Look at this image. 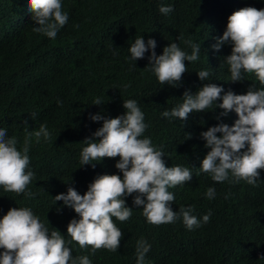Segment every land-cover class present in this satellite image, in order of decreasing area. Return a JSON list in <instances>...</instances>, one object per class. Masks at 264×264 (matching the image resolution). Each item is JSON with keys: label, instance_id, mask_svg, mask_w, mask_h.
Here are the masks:
<instances>
[{"label": "trees", "instance_id": "obj_1", "mask_svg": "<svg viewBox=\"0 0 264 264\" xmlns=\"http://www.w3.org/2000/svg\"><path fill=\"white\" fill-rule=\"evenodd\" d=\"M62 4L68 22L55 39H49L32 31L36 25L27 0H0V128L16 137L18 149L25 136L41 124L52 137L48 141L41 137L39 143L32 137L29 168L35 179L28 190L34 195L27 198L0 187V218L10 208L27 207L49 233L58 230L70 241L67 225L79 216L54 197L66 193L69 186L83 195L98 175L122 176L115 167L119 157L94 162L95 167L80 166V153L86 146L83 140L103 123L89 116L122 115V101L134 99L149 126L144 136L163 147L165 165L192 170L191 181L169 189L175 195L172 210L192 205V214L198 219L211 210L210 220L193 230L186 229L182 219L152 225L128 196L124 199L133 208L131 218L120 222L113 217L123 233L117 252L100 249L93 254L90 247L81 249L73 241L68 244L73 257L88 256L92 264H136V242L144 239L151 245L145 264H264V259H259L264 256V169L256 187L245 181L215 182L199 168L210 150L200 133L220 122L231 126L238 118L235 112L219 120L214 117L220 108L193 111L186 121H170L161 115L182 102L186 89L195 93L205 83L220 85L225 92L246 93V80H228L224 58L231 54V43L218 51L211 45L226 29L232 12L243 7L264 8V0H62ZM162 4L173 11L161 14ZM77 24L78 28L73 27ZM139 36L145 42L149 38L156 41L157 55L173 42L189 54L191 48L185 41L200 43L199 59L184 61L188 71L179 86L160 85L145 67L149 52L144 59H129V46ZM202 69L210 71L208 80L198 79L196 72ZM125 84L130 85L126 90ZM96 97L105 103L92 104ZM25 120L28 127L23 125ZM186 133L191 134L190 139H185ZM209 187L216 191L211 200L205 196Z\"/></svg>", "mask_w": 264, "mask_h": 264}, {"label": "clouds", "instance_id": "obj_2", "mask_svg": "<svg viewBox=\"0 0 264 264\" xmlns=\"http://www.w3.org/2000/svg\"><path fill=\"white\" fill-rule=\"evenodd\" d=\"M27 5L33 13L34 33L55 39L68 22L62 0H27ZM172 11L170 5L159 7V12L165 16ZM73 27L78 28L79 25ZM214 39L216 42L211 47L217 51L222 45L231 43V54L224 58L230 72L228 80H246L249 86L246 93L225 92L220 85L205 83L195 93L186 89L182 102L161 115L170 121L177 118L186 121L193 111L220 108L222 111L214 117L219 120L234 111L238 118L231 126L220 122L200 133L204 146L210 150L204 155L199 168L215 182L245 181L258 187L260 170L264 169V8L243 7L232 12L222 35ZM185 43L191 48L190 54L173 42L157 55L156 41L149 38L145 42L139 36L129 46V59L134 62L144 59L145 53L149 52L145 67L155 74L160 85L177 87L188 71L184 61L196 62L201 52L200 43L191 40ZM196 73L201 81L208 80L211 75L207 69ZM260 85L263 87L260 88ZM128 87L129 84L124 85L125 90ZM218 100L220 103L217 104ZM103 103L102 97H96L92 102L94 105ZM122 106L124 113L112 118L100 113L90 114L92 121L103 123L91 137L83 140L86 146L82 148L79 161L80 166L95 167L94 162L119 157L115 167L122 176L98 175L83 195L69 186L66 193H58L54 197L55 202L62 201L79 216L67 225L66 233L70 241H66L58 230L49 233L48 227L30 208H10L0 218V249H3L0 264H92L88 256L73 257L68 246L73 241L81 249L90 247L93 254L100 249L117 252L123 233L113 217L120 222L131 218L133 208L128 207L124 199L128 196H132L136 208H142L143 216L152 225L172 224L182 219L185 228L193 230L209 222L211 210L201 219L192 214V205L172 210L175 195L169 189L191 181L192 170L179 165L167 167L162 159L165 156L163 147L155 146L150 137L144 136L149 126L138 102L123 100ZM31 118H35V113L31 114ZM23 125L28 127L26 120ZM32 137L37 143L41 137L45 141L52 138L47 126L41 124L37 131L25 136L22 147L18 149L16 137H9L7 130L0 128V187L5 192L24 194L27 198L34 195L28 190L35 179V173L29 168ZM190 138L191 134L186 133L185 139ZM215 195V188H207L206 198L211 200ZM227 196L225 194L226 199ZM150 248L146 240H137L136 264H145ZM259 259H264V256Z\"/></svg>", "mask_w": 264, "mask_h": 264}]
</instances>
